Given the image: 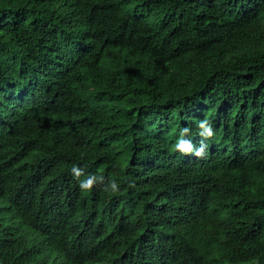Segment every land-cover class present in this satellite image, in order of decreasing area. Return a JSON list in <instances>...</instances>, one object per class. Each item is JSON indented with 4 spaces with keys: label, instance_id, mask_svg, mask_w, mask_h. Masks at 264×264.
Masks as SVG:
<instances>
[{
    "label": "trees",
    "instance_id": "16d2710c",
    "mask_svg": "<svg viewBox=\"0 0 264 264\" xmlns=\"http://www.w3.org/2000/svg\"><path fill=\"white\" fill-rule=\"evenodd\" d=\"M44 3L56 4L52 14L37 11ZM89 38L99 45L83 43ZM31 89L0 112V264H111L143 234L122 235V218L150 225L152 206L127 204L139 184L158 188L137 198L176 197L198 218L191 264H245L248 256L264 264V0H0V93ZM179 113L189 129L212 123L209 153L196 163L182 165L169 145L183 129ZM152 154L161 167L146 181L134 167ZM73 165L84 175L131 174L114 179L116 194L104 181L102 193L115 201L93 203L68 184ZM227 172L233 179L221 182L219 202L210 199L215 188L204 198L194 191ZM29 210L48 218L30 221ZM157 216L173 231L180 211ZM5 217L22 237L50 230L48 250L29 251L19 236L12 243ZM223 224L230 242L208 236ZM249 230L263 238L261 249L238 255L255 249V238L244 241Z\"/></svg>",
    "mask_w": 264,
    "mask_h": 264
},
{
    "label": "bare ground",
    "instance_id": "6f19581e",
    "mask_svg": "<svg viewBox=\"0 0 264 264\" xmlns=\"http://www.w3.org/2000/svg\"><path fill=\"white\" fill-rule=\"evenodd\" d=\"M74 1V0H72ZM56 4H51V5H47L46 3H44L42 6L37 8V11H44V12H48L50 14L53 13V11L51 10L52 6H55ZM69 12H67L68 14ZM78 30H82L81 28H79ZM85 41H88V44L90 46H97L99 45L98 41H94L93 38H89L87 40H84L83 43H85ZM95 69V68H94ZM14 83H16L14 81ZM34 89L28 90L26 93H20V92H9L10 90H6L3 93H0V98H6L3 100V102H0V112L2 114H5L6 112H9L10 109L12 108V105L10 103L9 97L12 96V98L15 99H20L22 97H24V95H28L31 94L32 91ZM5 94V95H3ZM175 114V112H174ZM180 115V121L182 122L181 125L183 128H188L191 126L190 123H186V119L190 118L184 114L179 113ZM185 118V121H183L182 119ZM194 121V119H191V123ZM181 127V128H182ZM175 135L173 136H169L170 140H169V145H172L173 143L176 142V140L179 138V133L180 130L175 129ZM199 131H201L200 129H195L193 130L192 128L190 129L189 135L186 137L187 139H195V136L199 135ZM198 132V134H196L195 136L194 133ZM196 142V141H194ZM199 146V145H197ZM209 150V144L205 149V153L203 156L201 157H196L195 155H184L183 160L181 161L182 165H187L190 163H196L198 161H200L208 152ZM146 152V151H145ZM20 154V152H19ZM148 165L143 168L141 166H135L134 170H137L136 173H140L143 174L141 170L145 171V173L147 174V176H151L154 175L152 174V171L158 169L160 166V159H156L154 154L147 156L146 160ZM194 165V164H193ZM184 167V166H182ZM214 167V166H213ZM212 167V168H213ZM99 169V165H96L91 171H95ZM90 172V171H89ZM126 172L127 175L131 174V172L129 171H124ZM114 173L111 172L107 175H103L105 177V183L114 180L118 177L123 176V173ZM158 174H163V172H159ZM83 177V176H82ZM81 177V179H82ZM153 176L149 177L148 179H146V181L152 179ZM233 179L231 176H229V172H227V174H225V176H223L222 178H205L203 180V184L204 187L199 188V187H195L194 191H199L200 195L199 197L204 198L205 195L209 192L210 189L215 188L214 193L211 196V200L212 202H219V196L218 193L220 192V184L221 182L224 183H230V180ZM209 182V183H207ZM207 183V184H206ZM68 184L70 185V187H72L75 191V194H77L78 192V181L74 178L70 179ZM245 185H249L248 180L244 181ZM104 184H98L96 186H94V189L99 188V194H94V191H92L91 193L88 191L87 197H90V201L93 203H97V202H104V201H110L113 202L116 200L115 197L107 195V194H103L102 193V186ZM251 187V186H250ZM152 188H158V186L154 185V184H139L133 187L134 191L133 193H131L128 197H127V204L128 206H132V205H139L141 207H149L152 206L150 208V222L148 225L146 223V221H144L143 219H141L138 216H132L129 215L128 220L122 224V220L120 221L119 225H117V227L115 229L122 231V235L126 234V238H128L130 235L132 234H136V233H141L143 232L141 238H140V248H139V252L143 253L144 255H150V260L149 262H147L148 264H191V257L193 256L194 252H195V247L196 244L200 238L201 235V228L198 222V218L194 217L196 216L195 214L192 213H187L186 215L183 213V210L180 206L173 204V202L175 201L176 197L173 198H166L162 201H157L155 202V197L153 195H146L143 196L141 198H137L138 194L141 191H148L149 189ZM79 190L82 191L79 187ZM65 191V189H64ZM85 192V191H82ZM122 202H118L117 205H121ZM225 208V207H224ZM162 211H180V218L177 221V228L174 230H177L176 232H174V230H171V224L172 222H168L166 225L164 224H158L160 217L157 216L160 212ZM2 218V217H1ZM48 217L45 216V218H43V216H38L36 218V222L38 224H41L43 222H45V220ZM3 220V219H2ZM3 225L5 224H12L11 228L14 229V233L11 235V242L12 243H16L18 241L19 238L17 239H13L14 236H21V233L19 231V227L18 225H14L15 221L14 220H9L7 217L4 218V220L2 221ZM226 224L220 225L217 228L213 229L212 231L209 232L208 236H212V235H217L219 234L220 236V240L226 241V242H230L228 236L225 234L227 232L226 228H225ZM250 231V236L248 238V236L244 239V241H248L252 238H255L253 241H250L251 245H253L252 247H254L255 249H250L241 253H238V255L241 254H255L257 253L261 247H258L262 241L263 238H261L256 232L249 230ZM49 233L50 235V230L47 231H41L40 234H38L36 231L34 230H28V232L26 233V235L24 237H22V239L19 241V244L21 247H24L25 249L29 250V251H33L36 252L38 254L43 255V253L45 251L48 250L49 248V241L47 240V238H49V236H47V238L43 237V234L45 233ZM1 239V238H0ZM161 240L165 241V249H160L157 248L161 245ZM134 242H138L137 240L134 239ZM155 243H157V245H155ZM258 247V248H257ZM204 248L202 250V253L204 254ZM128 253L125 252H121V254L119 253L117 255V257L115 258V261H113L111 264H127L125 262V257H127ZM252 257L253 256H248L245 257L243 259H240L243 263L245 264H249L252 261ZM255 264H259V263H255Z\"/></svg>",
    "mask_w": 264,
    "mask_h": 264
},
{
    "label": "clouds",
    "instance_id": "9594fccd",
    "mask_svg": "<svg viewBox=\"0 0 264 264\" xmlns=\"http://www.w3.org/2000/svg\"><path fill=\"white\" fill-rule=\"evenodd\" d=\"M146 42L148 43H157V40H146ZM198 127L201 129V131H199V135L195 136L197 133H195L193 136H195V139H187L186 137L189 135L190 129L189 128H183L180 130L179 133V138L176 140L175 144L173 145V151L175 152V154L177 156H179L180 158H184L183 154L186 155H195L196 157H201L204 155L205 153V149L209 144V138L214 136V131H213V126L212 123L208 120V119H201L198 122ZM196 141V142H194ZM199 145V146H197ZM206 155L203 157L205 158ZM202 158V159H203ZM201 159V160H202ZM75 179L78 181L79 187L82 191L88 192L91 191L94 186L98 185V184H103L105 181V177L102 174H88V175H84L83 170L76 165L72 166L71 169ZM83 176V178L81 179V177ZM106 191H109L112 194H116L120 191V185L115 181V180H111L109 181ZM25 216L28 220L30 221H35L36 218L38 217L37 215H34L31 213V211L29 210V212L25 213ZM43 218H45V216H43ZM36 222V221H35ZM205 228L207 229L208 227H212L214 226V224L211 223H203ZM207 226H206V225ZM28 230H31L30 228H28ZM131 244V247L127 248V249H119L121 252H125L128 253L127 257H125V262L127 264H148L147 262H149L150 260V255H144L143 253L139 252V248H140V243L139 242H129ZM165 241L161 240V245L157 248L160 249H165ZM155 245H157V243H155ZM119 251V253H120ZM118 253V254H119ZM234 262V261H233Z\"/></svg>",
    "mask_w": 264,
    "mask_h": 264
}]
</instances>
